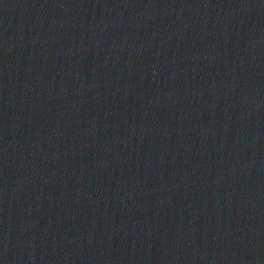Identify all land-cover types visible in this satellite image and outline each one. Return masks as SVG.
<instances>
[{
	"label": "water",
	"instance_id": "water-1",
	"mask_svg": "<svg viewBox=\"0 0 264 264\" xmlns=\"http://www.w3.org/2000/svg\"><path fill=\"white\" fill-rule=\"evenodd\" d=\"M0 264H264V0H0Z\"/></svg>",
	"mask_w": 264,
	"mask_h": 264
}]
</instances>
